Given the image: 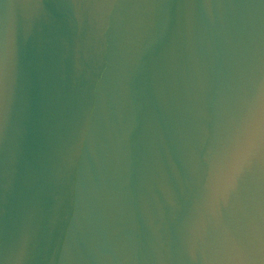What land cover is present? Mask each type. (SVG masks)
<instances>
[{
	"label": "water",
	"instance_id": "1",
	"mask_svg": "<svg viewBox=\"0 0 264 264\" xmlns=\"http://www.w3.org/2000/svg\"><path fill=\"white\" fill-rule=\"evenodd\" d=\"M0 264H264V0H0Z\"/></svg>",
	"mask_w": 264,
	"mask_h": 264
}]
</instances>
